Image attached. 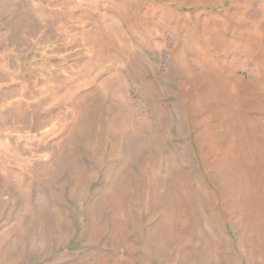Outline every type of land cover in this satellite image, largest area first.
<instances>
[{"label":"rangeland","instance_id":"1","mask_svg":"<svg viewBox=\"0 0 264 264\" xmlns=\"http://www.w3.org/2000/svg\"><path fill=\"white\" fill-rule=\"evenodd\" d=\"M0 264H264V0H0Z\"/></svg>","mask_w":264,"mask_h":264}]
</instances>
